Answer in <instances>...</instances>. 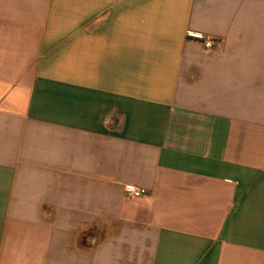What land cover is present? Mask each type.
Listing matches in <instances>:
<instances>
[{
	"label": "crops",
	"instance_id": "0c3cea01",
	"mask_svg": "<svg viewBox=\"0 0 264 264\" xmlns=\"http://www.w3.org/2000/svg\"><path fill=\"white\" fill-rule=\"evenodd\" d=\"M0 264H264V0H0Z\"/></svg>",
	"mask_w": 264,
	"mask_h": 264
},
{
	"label": "built area",
	"instance_id": "2783aa9c",
	"mask_svg": "<svg viewBox=\"0 0 264 264\" xmlns=\"http://www.w3.org/2000/svg\"><path fill=\"white\" fill-rule=\"evenodd\" d=\"M216 46H217V43L213 40L205 41V48L209 51L214 50ZM125 192H126V195L132 199H138L148 194L147 189L139 188L134 185H127L125 187Z\"/></svg>",
	"mask_w": 264,
	"mask_h": 264
}]
</instances>
